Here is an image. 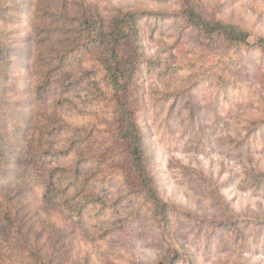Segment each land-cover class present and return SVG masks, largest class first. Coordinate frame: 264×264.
<instances>
[{
  "label": "rangeland",
  "instance_id": "rangeland-1",
  "mask_svg": "<svg viewBox=\"0 0 264 264\" xmlns=\"http://www.w3.org/2000/svg\"><path fill=\"white\" fill-rule=\"evenodd\" d=\"M188 1L210 19L249 31L252 42L264 37V0H51L54 10L65 9L71 16L84 8L105 19L120 9L145 15L139 19L142 70L132 98L149 131L158 182L171 209L163 229L144 196L130 194L118 173L103 195L115 199L119 211L71 227L55 211L45 212L43 187L37 186L38 196L28 194L32 215L26 214L22 227L52 264L168 263L172 246L186 249L192 258L177 264H264V124L249 131L255 120H264V53L231 50L222 38L189 26L175 15ZM10 13L18 37L9 56L10 73L23 81L30 48L19 38L27 34L26 22L18 9ZM81 58L76 70L85 71L87 78L51 99L47 115H62L72 126L63 136L78 135L76 126L97 123L99 139L112 118L107 111L113 98L98 72L91 71L92 58ZM221 77L229 80L223 87L217 82ZM12 86L9 96L22 97L21 88ZM15 202L22 204L20 198ZM13 230L3 225L0 246L1 237Z\"/></svg>",
  "mask_w": 264,
  "mask_h": 264
},
{
  "label": "trees",
  "instance_id": "trees-1",
  "mask_svg": "<svg viewBox=\"0 0 264 264\" xmlns=\"http://www.w3.org/2000/svg\"><path fill=\"white\" fill-rule=\"evenodd\" d=\"M186 3L175 15L183 16L192 28L222 38L231 50L258 49L264 53V37L252 42L249 31L210 19L197 4ZM10 9H18L26 22L27 34L19 38L30 48L23 81L10 73L9 56L18 42ZM60 12L52 8L51 0H0V230L3 225L14 228L1 237L0 264L53 263L22 227L26 214L32 215L28 194L32 191L38 196L37 186L43 187L45 212L55 211L74 227L86 223L87 217L119 211L115 199L103 195L106 184L119 173L130 194L144 196L151 217L163 229L169 225L171 209L158 182L154 147L146 124L138 116L137 99L132 98L134 82L142 70L139 19L144 14L120 9L113 18L105 19L95 9L84 8L78 16L65 9ZM84 55L92 58L91 71L98 72V80L107 86L105 93L113 98L107 111L111 112L107 117L112 118L106 120L105 135L99 139L96 137L102 130L97 123L76 126L78 135L63 136L61 133L72 126H66L62 115H47L51 99L71 92L87 78L85 71L76 70ZM217 82L223 87L229 80L221 77ZM12 83L21 88L22 97L15 93L9 96ZM188 104L197 113L196 107ZM263 124L264 120H255L250 133L262 129ZM86 146L91 148L86 150ZM71 153L75 157L68 162L66 157ZM19 198L22 204L17 205ZM186 259L192 261L186 249L172 246L166 256L168 263L161 264Z\"/></svg>",
  "mask_w": 264,
  "mask_h": 264
}]
</instances>
